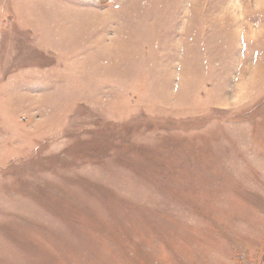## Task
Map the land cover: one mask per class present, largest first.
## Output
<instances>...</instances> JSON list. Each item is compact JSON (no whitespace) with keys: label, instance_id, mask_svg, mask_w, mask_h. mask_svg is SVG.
Segmentation results:
<instances>
[{"label":"rangeland","instance_id":"rangeland-1","mask_svg":"<svg viewBox=\"0 0 264 264\" xmlns=\"http://www.w3.org/2000/svg\"><path fill=\"white\" fill-rule=\"evenodd\" d=\"M229 3L0 0V264H264V38Z\"/></svg>","mask_w":264,"mask_h":264},{"label":"clouds","instance_id":"clouds-1","mask_svg":"<svg viewBox=\"0 0 264 264\" xmlns=\"http://www.w3.org/2000/svg\"><path fill=\"white\" fill-rule=\"evenodd\" d=\"M255 7L258 9L264 8V0H257ZM225 16H230L236 22L235 31L241 39L255 42L260 38H264V27L259 26V21L248 22L246 20L245 11L240 0H230L225 12L220 14V19H224Z\"/></svg>","mask_w":264,"mask_h":264}]
</instances>
